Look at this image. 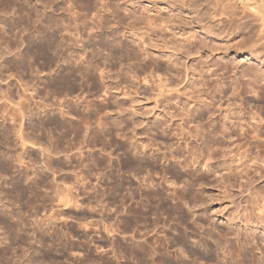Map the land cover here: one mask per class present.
I'll use <instances>...</instances> for the list:
<instances>
[{
	"label": "rangeland",
	"instance_id": "obj_1",
	"mask_svg": "<svg viewBox=\"0 0 264 264\" xmlns=\"http://www.w3.org/2000/svg\"><path fill=\"white\" fill-rule=\"evenodd\" d=\"M206 1L0 0V264H264V12Z\"/></svg>",
	"mask_w": 264,
	"mask_h": 264
},
{
	"label": "bare ground",
	"instance_id": "obj_2",
	"mask_svg": "<svg viewBox=\"0 0 264 264\" xmlns=\"http://www.w3.org/2000/svg\"><path fill=\"white\" fill-rule=\"evenodd\" d=\"M198 1H203V0H197V3H198ZM248 1H250V0H248ZM252 1H258V0H252ZM261 1V4L259 5V7H257V8H260V10L262 11V12H264V0H260ZM189 2V1H188ZM196 2V1H195ZM205 2H207L206 0H205ZM195 4V3H194ZM246 131V130H245ZM248 131V130H247ZM243 134H244V132H243ZM242 134V135H243ZM255 138V137H254Z\"/></svg>",
	"mask_w": 264,
	"mask_h": 264
}]
</instances>
